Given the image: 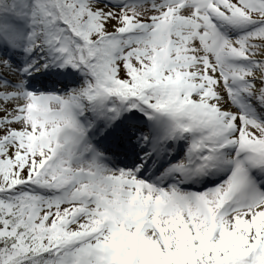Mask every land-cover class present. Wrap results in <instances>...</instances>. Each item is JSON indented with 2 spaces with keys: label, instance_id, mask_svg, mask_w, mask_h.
Here are the masks:
<instances>
[{
  "label": "snow or ice",
  "instance_id": "snow-or-ice-1",
  "mask_svg": "<svg viewBox=\"0 0 264 264\" xmlns=\"http://www.w3.org/2000/svg\"><path fill=\"white\" fill-rule=\"evenodd\" d=\"M0 264H264V0H0Z\"/></svg>",
  "mask_w": 264,
  "mask_h": 264
}]
</instances>
